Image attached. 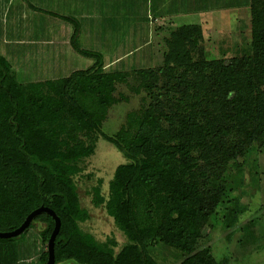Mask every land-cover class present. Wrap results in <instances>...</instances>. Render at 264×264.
I'll return each instance as SVG.
<instances>
[{
	"label": "trees",
	"instance_id": "16d2710c",
	"mask_svg": "<svg viewBox=\"0 0 264 264\" xmlns=\"http://www.w3.org/2000/svg\"><path fill=\"white\" fill-rule=\"evenodd\" d=\"M77 26L71 45L94 65L67 78L21 83L0 55V233L16 230L43 207L60 221L55 264H157L147 250L149 238L186 255L181 264H213L210 254L195 253V246L224 190L216 178L251 144L264 145V0L250 5V57L227 63L200 59V28L183 26L165 41L167 69L129 71L144 77L143 89L159 76L179 80V101H185L187 113L181 120L165 117L164 129L162 114L151 107L129 116L116 137L101 134L126 160L115 169L106 197L100 180L90 192L92 205L103 206L125 238L117 251L113 240L99 242L80 228L89 215L80 205L74 177L94 144L70 143L61 133L65 118L97 130L93 109L111 102V84L127 71L103 72L102 54L78 46ZM137 208H142L141 222ZM38 224L36 264L46 263L55 224L41 213L20 236L0 239V264H17L14 246Z\"/></svg>",
	"mask_w": 264,
	"mask_h": 264
},
{
	"label": "rangeland",
	"instance_id": "374dc122",
	"mask_svg": "<svg viewBox=\"0 0 264 264\" xmlns=\"http://www.w3.org/2000/svg\"><path fill=\"white\" fill-rule=\"evenodd\" d=\"M36 1L0 0V55L10 62L13 74L16 75L14 70L17 68L18 71L20 70L16 75L19 77L18 80L21 83H31L57 81L69 77L74 71L90 69L94 61L72 51L74 49L71 39L75 25L79 24L76 32L78 46L89 50L91 45L89 43L94 42L97 36L102 38L103 42L110 38L109 34L99 36L96 31H89L90 27L104 30L109 24V19L103 17L101 22L100 17L92 13L87 17L91 20H81L78 17L80 23L77 19L70 21L76 24L63 19L61 20L63 22L59 20L56 22L47 15L46 1H41L45 4L43 7L40 6L42 4L36 5ZM90 22L92 26L88 24ZM236 22L239 23L241 32V40L237 47L225 42H205L198 57L206 61L225 63L232 59L250 57L251 37L245 30L247 23L244 19L237 21V18ZM232 25L236 24L232 23ZM58 26L61 28L56 29ZM69 36L68 43L66 40ZM28 41H32V45H29ZM36 42L38 44L34 45ZM151 49H134L133 54L119 67L116 66L111 70L103 68V72L123 71L132 66L135 69L152 68L154 71L167 69L168 63L164 61L163 54L152 63L148 60V51ZM102 52L103 62L117 53L116 51L113 55V49L110 48H105ZM156 52H166V43L164 49ZM143 79L142 75L127 71L123 79L113 81L111 102L105 108L99 106L93 109L97 116V130L85 126L83 121L68 124L65 118L66 128L61 133V137L67 136L70 143L94 144L93 153L79 163L80 172L74 177L80 205L89 215L87 221L80 224V228L99 242H104L107 238L113 240L116 243V251L125 243V238L106 214L104 207L92 205L90 192L100 180L101 193L106 197L108 183L115 169L125 164L126 160L101 137V134L116 137L121 130L126 129L129 116L138 115L151 107L162 114L160 124L164 129L168 127L165 117L181 120L187 113L185 101H179V99L182 101L183 94L179 80H175L172 76H159L155 81L148 80L152 82L151 86L143 89ZM88 97L85 96L86 102ZM78 125L80 126L77 127ZM134 132L135 129L132 128L129 134L132 135ZM213 179L215 177H212ZM216 179L224 185V190L219 197L218 206L210 215L195 246V253L208 252L213 264H264V145L261 147L256 143L251 144L244 156L236 161H230L226 168L223 167L221 176ZM209 188L212 190L213 186ZM138 208L137 220L141 222L142 208ZM39 231L38 224L28 231L19 243L13 244L17 264H36ZM146 246L149 255L157 264H181L186 257L180 251L161 243L157 238L147 239Z\"/></svg>",
	"mask_w": 264,
	"mask_h": 264
},
{
	"label": "crops",
	"instance_id": "0c3cea01",
	"mask_svg": "<svg viewBox=\"0 0 264 264\" xmlns=\"http://www.w3.org/2000/svg\"><path fill=\"white\" fill-rule=\"evenodd\" d=\"M41 1L43 0H37L35 4L38 6L42 4L40 6L43 7L45 4ZM45 1L47 3V15L56 22L58 20L63 22L59 16L70 17L78 21V17L81 20H91L87 17H90L92 13H96L101 22L105 17L109 19V24L104 30L92 29L91 27L89 30L91 32L96 31L99 36L109 34L110 37L108 38L110 41L106 39L107 41L103 42L102 38L100 39L97 36L94 42L89 43L91 44L88 48L90 51L100 52L102 56H104L102 51L105 48L113 49V55L117 51L116 55L104 62L105 70L119 67L127 57L133 54L134 49L152 48L148 51V60L151 63L156 61L159 58L158 56L164 53L156 51L164 49L165 41L170 34L183 26H197L200 28L203 38L202 46L205 42L218 41L237 47L241 40V32L236 18L237 21L238 19L246 21L245 30L250 33V5L252 0ZM232 23L236 25L233 26ZM88 24L93 25L91 22ZM77 25L79 26V24ZM59 28L61 26L56 29ZM69 38L70 36L66 40L68 43ZM79 39L81 40L80 35ZM27 43L32 45V41ZM35 44L37 45L38 42ZM90 62L89 60V65H91ZM133 67H128L124 71L133 70ZM14 71L16 75L20 72L17 68Z\"/></svg>",
	"mask_w": 264,
	"mask_h": 264
},
{
	"label": "water",
	"instance_id": "95a60500",
	"mask_svg": "<svg viewBox=\"0 0 264 264\" xmlns=\"http://www.w3.org/2000/svg\"><path fill=\"white\" fill-rule=\"evenodd\" d=\"M41 213L48 214L54 220V224H55L54 229L50 235V238H49V240L47 242V246H46V251H47L48 256H47V261L45 264H55L54 241H55V238H56L58 231H59V228H60V221L56 217L54 212L47 209V208L40 207V208L34 210L25 218L23 223L16 230L9 232V233H0V239H10V238L20 236L29 227V225L34 221V219L38 215H40Z\"/></svg>",
	"mask_w": 264,
	"mask_h": 264
},
{
	"label": "flooded vegetation",
	"instance_id": "af4514ba",
	"mask_svg": "<svg viewBox=\"0 0 264 264\" xmlns=\"http://www.w3.org/2000/svg\"><path fill=\"white\" fill-rule=\"evenodd\" d=\"M106 212V211H105ZM113 221V220H112ZM95 239V238H94ZM108 240V238L104 241V242H102V243H105L106 241ZM65 264H67V263H65Z\"/></svg>",
	"mask_w": 264,
	"mask_h": 264
}]
</instances>
